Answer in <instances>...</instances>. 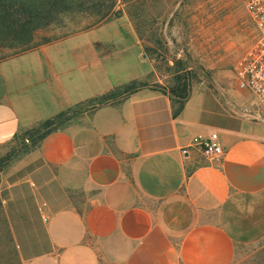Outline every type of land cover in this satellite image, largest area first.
Here are the masks:
<instances>
[{
  "label": "crops",
  "instance_id": "1",
  "mask_svg": "<svg viewBox=\"0 0 264 264\" xmlns=\"http://www.w3.org/2000/svg\"><path fill=\"white\" fill-rule=\"evenodd\" d=\"M62 41L0 60V145L140 75ZM242 92L201 83L178 111L171 96L144 88L19 156L3 180L23 264H235V239L216 214L264 193V122ZM214 133L219 163L194 147Z\"/></svg>",
  "mask_w": 264,
  "mask_h": 264
},
{
  "label": "rangeland",
  "instance_id": "2",
  "mask_svg": "<svg viewBox=\"0 0 264 264\" xmlns=\"http://www.w3.org/2000/svg\"><path fill=\"white\" fill-rule=\"evenodd\" d=\"M246 2L81 0L83 12L74 9L61 21L41 28L32 45H0V60L47 40L92 45L96 49H90L91 56L102 54L107 69L119 70L128 78L135 69L140 74L99 97L20 131L18 135L26 136L23 142L0 145V264H23L6 220L5 202L9 194L3 176L19 156L38 149L43 134L65 130L72 120H80L92 109L119 103L144 88L171 92L178 86L179 77L189 78L191 91L194 86L206 83L235 94L244 93L238 88L235 67L257 39ZM132 85L136 89L128 92ZM246 95V111L264 122V102L247 91ZM61 114L52 127H45ZM215 220L235 239V264H264V193L260 198L231 200L217 212Z\"/></svg>",
  "mask_w": 264,
  "mask_h": 264
},
{
  "label": "trees",
  "instance_id": "3",
  "mask_svg": "<svg viewBox=\"0 0 264 264\" xmlns=\"http://www.w3.org/2000/svg\"><path fill=\"white\" fill-rule=\"evenodd\" d=\"M81 0H0V45H32L35 34L41 28L57 23L60 18L66 16L72 10L83 12L84 3ZM83 1V0H82ZM111 9V8H110ZM109 9V10H110ZM108 10V11H109ZM61 21V20H60ZM189 78L179 77L178 86L171 92H162L171 96L178 105V111L182 110L191 94ZM136 85L129 87L128 92ZM134 88V89H133ZM106 101V100H105ZM62 116L48 121L45 127H52ZM41 136L40 147L43 140L51 133ZM37 131L30 135L34 137ZM25 135H16L12 142L25 140Z\"/></svg>",
  "mask_w": 264,
  "mask_h": 264
},
{
  "label": "built area",
  "instance_id": "4",
  "mask_svg": "<svg viewBox=\"0 0 264 264\" xmlns=\"http://www.w3.org/2000/svg\"><path fill=\"white\" fill-rule=\"evenodd\" d=\"M246 10L256 28L257 39L238 60L235 76L239 89L248 91L260 102H264V0H247ZM194 147L198 148L210 163H219L224 156L217 133L209 138L198 137Z\"/></svg>",
  "mask_w": 264,
  "mask_h": 264
}]
</instances>
